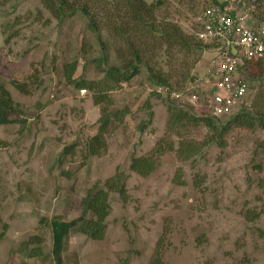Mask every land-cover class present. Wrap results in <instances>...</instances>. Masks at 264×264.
Here are the masks:
<instances>
[{
    "label": "rangeland",
    "instance_id": "rangeland-1",
    "mask_svg": "<svg viewBox=\"0 0 264 264\" xmlns=\"http://www.w3.org/2000/svg\"><path fill=\"white\" fill-rule=\"evenodd\" d=\"M162 2L157 19L189 33L200 28L209 3ZM237 7L250 23L264 25V0H238ZM101 40L103 55L115 65L112 40L106 33ZM100 51L80 13L59 21L43 0H0V86L13 106L8 122L0 124V264H264L263 127L247 121L217 143L204 144L211 133L202 124L167 126L169 103L194 117L208 116V53L185 83L172 87L179 100L157 94L144 68L108 93L107 114L116 118L109 120L99 154L89 155L102 115L76 82L102 78L92 62ZM75 61L68 82L63 69ZM16 84L25 85L26 93ZM246 84L251 98L264 92V76ZM196 88L201 94L192 105ZM162 139L175 151L181 141L198 151L187 160L179 150L165 151L150 176L131 172V157L149 155ZM115 175L123 176L127 195H108L103 238L92 240L74 227L55 260L50 227L39 226V219L77 220L87 190Z\"/></svg>",
    "mask_w": 264,
    "mask_h": 264
},
{
    "label": "trees",
    "instance_id": "trees-1",
    "mask_svg": "<svg viewBox=\"0 0 264 264\" xmlns=\"http://www.w3.org/2000/svg\"><path fill=\"white\" fill-rule=\"evenodd\" d=\"M208 1V7L216 3V0ZM43 2L59 21L76 12L83 15L87 19L88 29L95 35L96 42L101 48V55L92 62L102 78L98 81L81 79L76 82L77 88L86 89L91 93L93 104L100 108L102 115L101 127L88 145L89 155L99 154L104 146V134L109 120L116 118L107 114L108 93L128 83L139 74L141 68H144L145 80L151 86L177 89L180 83L186 82L190 70L201 60L204 52L206 51L209 56L214 47L211 43L204 44L198 39L196 33L200 28L189 33L187 29L170 20L157 19L155 11L163 5L162 0H156L154 3H147L145 0H80L81 4L76 7L73 6L76 0H43ZM102 33H106L112 40L115 65H110L108 56L103 55L106 44L101 40ZM76 67L77 61L64 66L66 81H72ZM240 75L246 83L259 80L264 76V61L245 62L240 68ZM15 87L21 93H26L25 85L16 84ZM250 109L257 113L256 118L248 111H241L224 125H218L217 119L206 115L194 117L184 108L169 103L167 126L175 130L186 125L202 124L211 133L204 144H213L223 139L232 127L247 121L250 123L257 121L264 129V92L261 90L256 92L254 98L252 97ZM12 111L9 94L0 86V124L8 122L7 116ZM178 146L179 152L175 151L172 142L159 140L149 155L131 157L129 170L140 177H148L156 169L158 157L165 151L177 152L181 160L189 159L198 151L197 146L192 145V142L181 141ZM111 193L123 200L126 199L122 175L113 176L102 187L94 185L87 190L81 201L83 214L77 220L65 222L53 218L48 222L44 218L39 219V226L50 227L55 260H59L64 241L68 239L69 231L74 227L92 240L103 238L106 230L105 220L110 209L108 195ZM86 214H89L88 218Z\"/></svg>",
    "mask_w": 264,
    "mask_h": 264
},
{
    "label": "built area",
    "instance_id": "built-area-1",
    "mask_svg": "<svg viewBox=\"0 0 264 264\" xmlns=\"http://www.w3.org/2000/svg\"><path fill=\"white\" fill-rule=\"evenodd\" d=\"M238 0H216L203 14L196 33L204 44L214 47L208 58L204 95L205 110L214 119H231L251 108L252 98L247 84L241 79L240 68L245 62L264 61V25L255 26L239 11ZM167 100L176 101L181 95L167 86L154 87ZM201 89L196 88L189 101H198ZM183 108V107H181Z\"/></svg>",
    "mask_w": 264,
    "mask_h": 264
}]
</instances>
